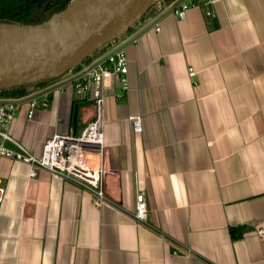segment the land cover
Here are the masks:
<instances>
[{"label": "crops", "instance_id": "crops-1", "mask_svg": "<svg viewBox=\"0 0 264 264\" xmlns=\"http://www.w3.org/2000/svg\"><path fill=\"white\" fill-rule=\"evenodd\" d=\"M182 1L161 0L116 41L138 37L127 97L116 101L117 83L107 86L109 201L0 161V264H264V0H198L177 18ZM94 115L87 95L55 91L33 120L19 111L11 136L40 155ZM140 192L150 226L133 218Z\"/></svg>", "mask_w": 264, "mask_h": 264}, {"label": "built area", "instance_id": "built-area-1", "mask_svg": "<svg viewBox=\"0 0 264 264\" xmlns=\"http://www.w3.org/2000/svg\"><path fill=\"white\" fill-rule=\"evenodd\" d=\"M176 1L172 3L175 4ZM198 2V0H184L172 6L171 13L177 18H183ZM155 27L160 31L158 25ZM117 39L110 42L106 49L89 64L76 70L73 78L63 80L56 90L54 85L23 97L0 96V161L10 159L31 166V177L37 176L34 169L38 168L74 182L91 193L97 205L109 201L105 191L103 165L107 152L105 144L107 86L117 83L121 93L114 95L116 101H122L127 97L130 90L128 48L138 46V37L124 39L121 43H117ZM189 74L194 75L192 69H189ZM55 91L60 94L71 92L78 97L87 95L94 105L95 115L80 132L72 130L66 135H54L45 141L40 155L34 154L24 145L14 141L11 136V126L19 111L25 106L28 120L34 119L38 108L47 109ZM133 120L136 130H139L140 120ZM7 142L14 143L16 148L7 147ZM91 157H98V167L92 166ZM5 195V188L0 185V203L5 199ZM133 218L143 227L149 225L148 202L142 192L137 194ZM256 230L259 236L264 235L259 226Z\"/></svg>", "mask_w": 264, "mask_h": 264}, {"label": "water", "instance_id": "water-1", "mask_svg": "<svg viewBox=\"0 0 264 264\" xmlns=\"http://www.w3.org/2000/svg\"><path fill=\"white\" fill-rule=\"evenodd\" d=\"M159 1L73 0L39 25L0 24V91L62 78ZM35 91V86L28 89Z\"/></svg>", "mask_w": 264, "mask_h": 264}, {"label": "trees", "instance_id": "trees-1", "mask_svg": "<svg viewBox=\"0 0 264 264\" xmlns=\"http://www.w3.org/2000/svg\"><path fill=\"white\" fill-rule=\"evenodd\" d=\"M73 0H0V24L1 25H39L49 19L54 15L61 13L66 10ZM172 2L174 0H165ZM155 6V5H154ZM150 7L147 13L142 17L144 19L148 14H150ZM141 19V20H142ZM131 28L125 33H129ZM125 33L121 34L124 35ZM96 51L91 56L82 60L74 70L89 64L93 59L99 56L107 47ZM56 80L42 81L35 85H24L16 87L10 90L0 91V96L6 97H23L29 95L28 89L35 86L36 91L40 88L48 86L50 83H54ZM234 233V234H233ZM233 238L237 239L234 230L232 231Z\"/></svg>", "mask_w": 264, "mask_h": 264}, {"label": "rangeland", "instance_id": "rangeland-1", "mask_svg": "<svg viewBox=\"0 0 264 264\" xmlns=\"http://www.w3.org/2000/svg\"><path fill=\"white\" fill-rule=\"evenodd\" d=\"M71 72H72V71H71ZM71 72H70V73H71Z\"/></svg>", "mask_w": 264, "mask_h": 264}]
</instances>
